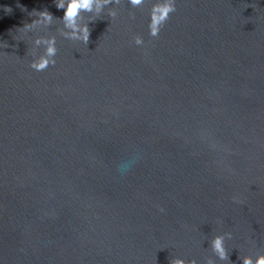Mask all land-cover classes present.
Instances as JSON below:
<instances>
[{"label": "water", "instance_id": "95a60500", "mask_svg": "<svg viewBox=\"0 0 264 264\" xmlns=\"http://www.w3.org/2000/svg\"><path fill=\"white\" fill-rule=\"evenodd\" d=\"M163 2L109 4L84 44L57 0H0V264L264 255V0H171L153 37Z\"/></svg>", "mask_w": 264, "mask_h": 264}, {"label": "clouds", "instance_id": "9594fccd", "mask_svg": "<svg viewBox=\"0 0 264 264\" xmlns=\"http://www.w3.org/2000/svg\"><path fill=\"white\" fill-rule=\"evenodd\" d=\"M143 0H130L133 6H138ZM119 3V0H57L56 7L64 10L63 15V29L61 35L66 39L80 41L87 44L89 41L90 31L88 28V21L94 20L93 17H99L104 8L109 4ZM10 11V9H9ZM175 9L172 6L171 0H164L163 3L155 5L150 13V35L156 37L163 26L164 22L169 18V13L174 12ZM84 13H93L88 20H84ZM117 12L115 10H109L108 16L115 18ZM53 22V17L47 11L40 12L38 19L31 23L28 28H35L37 26L47 27ZM135 43L143 45V40L139 37L136 38ZM35 48L43 47V54L37 59L33 60L30 67L37 71L46 69L49 65L54 66L55 56L57 55L56 38H36L33 41ZM139 156L137 155L136 162L134 164H122L117 167V171L120 175L128 174L133 166L137 163ZM226 239H231L230 233L224 235H216L211 240V250L215 257L219 261H226L228 259V253L225 247ZM242 264H264V255H257L255 259L252 256H244L240 258ZM171 264H196L195 260L185 261L183 258H175ZM207 264H215V261L211 258L207 261Z\"/></svg>", "mask_w": 264, "mask_h": 264}]
</instances>
